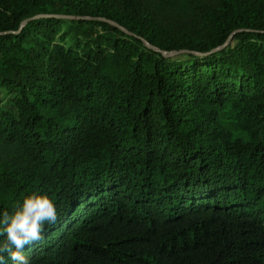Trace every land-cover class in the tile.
<instances>
[{"label":"trees","instance_id":"16d2710c","mask_svg":"<svg viewBox=\"0 0 264 264\" xmlns=\"http://www.w3.org/2000/svg\"><path fill=\"white\" fill-rule=\"evenodd\" d=\"M0 90L30 264H264V0H0Z\"/></svg>","mask_w":264,"mask_h":264},{"label":"clouds","instance_id":"9594fccd","mask_svg":"<svg viewBox=\"0 0 264 264\" xmlns=\"http://www.w3.org/2000/svg\"><path fill=\"white\" fill-rule=\"evenodd\" d=\"M58 220L56 206L47 193L33 192L11 214H0V264H30L24 249L42 239L46 224Z\"/></svg>","mask_w":264,"mask_h":264},{"label":"rangeland","instance_id":"374dc122","mask_svg":"<svg viewBox=\"0 0 264 264\" xmlns=\"http://www.w3.org/2000/svg\"><path fill=\"white\" fill-rule=\"evenodd\" d=\"M3 95V92L0 90V97ZM2 106L4 107H8V108H12L10 104H8L7 102H3Z\"/></svg>","mask_w":264,"mask_h":264}]
</instances>
